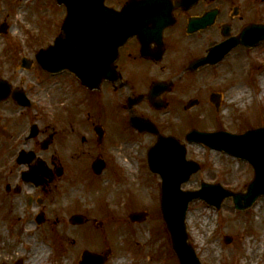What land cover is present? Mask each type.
<instances>
[{"label": "rangeland", "instance_id": "374dc122", "mask_svg": "<svg viewBox=\"0 0 264 264\" xmlns=\"http://www.w3.org/2000/svg\"><path fill=\"white\" fill-rule=\"evenodd\" d=\"M32 1L0 0V24L8 21L12 28L11 37L16 32L26 31L33 36L30 43L34 42L33 46L39 48L51 42L55 22L62 20L63 13L54 0H37L35 4ZM253 4L255 6V2ZM257 5L263 9L261 19L264 20V2ZM9 14L11 18H7ZM2 36L0 49L6 42ZM247 59V62L235 61L231 65V68H237L235 74L217 88L213 87L221 90L233 81L238 83V87L245 88L244 95H236V88L231 84L223 93L224 106L220 111L207 100L198 108L184 111L183 115L173 119L171 115H160L161 124H169V131L173 133L183 127L185 134L192 128L207 131L224 128L239 133L264 126V97L260 98L264 92V42L251 49ZM94 100L89 99L86 109H82L77 102L78 115L67 132L74 149L71 146V149L61 151L66 160L64 169L67 176L57 182L51 215L53 220L58 219L57 224L39 229L35 225L19 222L20 218L31 217L23 215L20 209H13L12 212L8 208L9 211L4 204L7 199L0 193V264H14L19 259L26 264V247L29 245L36 248L50 246L51 254L45 264H78L85 249L103 252L107 248L112 251L105 264H117L119 258L124 259L120 264H179L162 219L161 179L149 172L146 162V145L150 143V137H133L126 129L115 126L116 133L111 134L115 145L104 151V155H109L108 171L94 178L91 166L93 161L103 156V147L95 140V126L83 128V119L78 113L80 110L88 111L94 117L97 113H110L108 109L103 110L99 100ZM55 106L60 114L65 104ZM98 121L94 119L92 123ZM1 144H8L2 132ZM186 145L188 159L200 163L202 169L183 184V189L197 190L202 182H206L221 183L234 192H246L247 185L255 177L250 163L200 143ZM64 146L68 148V145ZM2 156L3 152H0V158ZM119 160L127 165L122 167ZM118 172L120 179H124L120 192L113 186L117 184ZM105 183L108 187L98 193L92 192L95 185ZM3 184L4 179L0 178V191ZM78 187H81L80 190ZM73 189L77 190L72 192V198L63 203L60 192L67 194ZM144 211L148 217L143 223L128 220L130 213ZM74 214L85 215L87 222L82 226L70 224V217ZM99 221L103 222L102 226L97 225ZM187 229L202 264H264V195L244 212L234 208L232 198L223 202L220 211L202 200L192 201ZM94 236L99 239L97 243L91 242ZM225 237H232V242L226 243Z\"/></svg>", "mask_w": 264, "mask_h": 264}, {"label": "flooded vegetation", "instance_id": "af4514ba", "mask_svg": "<svg viewBox=\"0 0 264 264\" xmlns=\"http://www.w3.org/2000/svg\"><path fill=\"white\" fill-rule=\"evenodd\" d=\"M128 1L106 0V4L120 10ZM160 2L157 22H151L147 26L149 30L130 38L120 48L115 62L103 65V69L109 70L107 77L94 91L84 86L71 70L51 73L38 62L39 50L62 36V20L55 22L51 42L39 48L33 46L34 42L30 43L33 36L26 31L16 32L13 37L11 32L2 36L6 42L0 49V79L7 82L8 96L0 101V133L5 141L8 139V144L0 145V152H3L0 178L4 179L0 193L8 200H4L7 209L11 208L12 212L20 209L23 215L31 217L20 218L19 222L38 226L36 216L41 214L45 222L38 227L45 229L58 223L51 215L57 182L67 176L66 160L61 151L71 146L74 149L67 132L78 115L77 102L86 109L87 102L93 98L101 102L103 110L110 112L97 113L96 117L92 112H78L83 128L95 126V140L103 147V156L99 157L105 162L103 174L109 167V155H104V151L115 145L111 135L116 133L115 126L126 129L133 137H150L147 148L156 136L140 134L131 127L130 119H150L162 135L182 138L183 127L173 133L169 131V124H161L159 116L179 117L189 110L190 103L198 108L210 100L212 94L220 109L224 106L223 93L234 82L221 90L216 88L235 74L237 68H231L235 61L247 62L249 48L238 45L216 64L198 67L196 64L210 49L240 36L247 26L264 23L261 19L263 9L257 5L264 0H194L185 7H174L177 0ZM58 9L63 15L66 13L64 8ZM164 16H170L168 26L164 20L158 22ZM202 22L210 24L203 27ZM154 102L163 108H156ZM62 103L65 106L59 114L55 104ZM94 119L99 123L93 124ZM97 126L103 130L101 142L95 131Z\"/></svg>", "mask_w": 264, "mask_h": 264}, {"label": "water", "instance_id": "95a60500", "mask_svg": "<svg viewBox=\"0 0 264 264\" xmlns=\"http://www.w3.org/2000/svg\"><path fill=\"white\" fill-rule=\"evenodd\" d=\"M58 3L67 8L63 29L71 39L65 43V49L58 52L60 57L68 55L73 58L74 55L77 57L86 52H92L94 56L98 52L114 56L118 48L136 31V21L139 20L136 13L138 10L136 5L139 4L137 0H131L122 12L107 9L103 0H58ZM4 30L5 25L2 27V31ZM247 32V37L244 39H249V44L252 46L264 38V26H252ZM73 41L76 42V45ZM54 49L55 47L51 46L48 50L41 51L39 55L45 58L42 64L50 70H53L54 65ZM70 63L75 64V61L71 60ZM83 70L85 71V69ZM76 72L83 83L90 88H95L102 77L106 75L102 68L95 70L93 67L88 77L92 78L91 81L86 78L84 73L81 74L79 69H76ZM135 126L141 128L139 123ZM151 131L153 130L151 129ZM187 140L200 142L210 148L223 150L246 159L254 166L256 172V178L248 186L246 194L233 193L221 185L207 183H203L201 190L183 191L182 184L199 171L200 165L186 159V148L173 137H161L150 149V168L159 173L163 179L161 207L167 229L171 235L173 249L181 264H200L194 249L188 243L184 223L188 205L192 200L201 198L220 208L225 198L233 196L238 209L245 210L251 207L258 196L264 194V129L251 130L242 135L224 131L206 133L193 130L187 135ZM100 165L97 164L95 169L99 170ZM145 216V213L134 214L131 218L132 220H141ZM74 222L81 223L82 218L76 216ZM227 240L231 241V239ZM103 260L98 255L86 252L81 264H103Z\"/></svg>", "mask_w": 264, "mask_h": 264}, {"label": "bare ground", "instance_id": "6f19581e", "mask_svg": "<svg viewBox=\"0 0 264 264\" xmlns=\"http://www.w3.org/2000/svg\"><path fill=\"white\" fill-rule=\"evenodd\" d=\"M262 84L264 86V80L262 81ZM236 95L238 94V96L244 95L246 90L244 87L241 86H237L236 89ZM235 95V97H236ZM264 97V92L261 94L260 98ZM119 164L122 166H126L124 164V162L122 160H119ZM122 166V167H123ZM118 176H120L119 172L117 173ZM124 179H120L117 181V184L119 185V187H117V190H121V186L123 185ZM107 184H105L104 186H106ZM79 190L81 187H78ZM77 189H73L72 191L69 190V192L67 194L65 193H61L60 195V199L62 202H67L70 198H72V192H75ZM98 238V237H96ZM95 236L94 238L91 239V242L97 243L99 239H96ZM28 245V244H27ZM26 260L27 263L26 264H45L46 259L50 256V249L46 246H39L36 248L35 245H29L26 247ZM124 259H120L118 260L116 263L120 264L123 263ZM247 264V263H246Z\"/></svg>", "mask_w": 264, "mask_h": 264}]
</instances>
